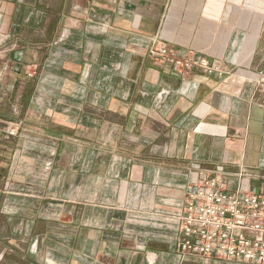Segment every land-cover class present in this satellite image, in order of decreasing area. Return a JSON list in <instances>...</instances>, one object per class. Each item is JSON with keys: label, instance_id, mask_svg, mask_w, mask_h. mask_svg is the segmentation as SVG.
I'll return each mask as SVG.
<instances>
[{"label": "crops", "instance_id": "0c3cea01", "mask_svg": "<svg viewBox=\"0 0 264 264\" xmlns=\"http://www.w3.org/2000/svg\"><path fill=\"white\" fill-rule=\"evenodd\" d=\"M206 1L0 0V264H245L180 248L196 181L264 195V2Z\"/></svg>", "mask_w": 264, "mask_h": 264}, {"label": "built area", "instance_id": "2783aa9c", "mask_svg": "<svg viewBox=\"0 0 264 264\" xmlns=\"http://www.w3.org/2000/svg\"><path fill=\"white\" fill-rule=\"evenodd\" d=\"M152 51L182 75L196 68L213 72L203 58L176 57L165 45ZM14 129L10 127V136L16 135ZM222 187L215 176L201 178L187 188L178 216L181 250L205 259L264 264V195L230 193Z\"/></svg>", "mask_w": 264, "mask_h": 264}, {"label": "rangeland", "instance_id": "374dc122", "mask_svg": "<svg viewBox=\"0 0 264 264\" xmlns=\"http://www.w3.org/2000/svg\"><path fill=\"white\" fill-rule=\"evenodd\" d=\"M208 2H210L211 0H207ZM206 1V2H207ZM213 1V0H212ZM214 1H217V0H214ZM248 1H251V2H253V6H255L256 7V5H258V6H260V2L262 1V2H264V0H248ZM219 3H221V0L219 1ZM222 4H223V2H222ZM222 9V8H221ZM231 10H232V8H230ZM225 11L226 10V8H224V9H222V11ZM228 10V9H227ZM254 10H256V8H254ZM259 12L260 11H262V9L261 8H258L257 9ZM204 11H206V15L207 16H218L219 14H221V13H219V9L217 8V7H210L209 8V6L208 7H205V9H204ZM223 13V12H222ZM224 14V13H223Z\"/></svg>", "mask_w": 264, "mask_h": 264}]
</instances>
